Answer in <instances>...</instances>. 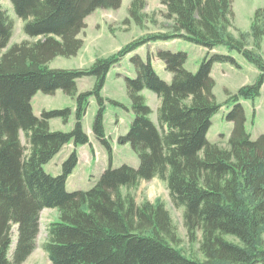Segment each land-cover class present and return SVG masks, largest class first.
I'll return each instance as SVG.
<instances>
[{"label": "trees", "instance_id": "1", "mask_svg": "<svg viewBox=\"0 0 264 264\" xmlns=\"http://www.w3.org/2000/svg\"><path fill=\"white\" fill-rule=\"evenodd\" d=\"M10 1L24 21L25 33L35 40L8 46L14 21L0 2V264H21L33 252L44 208L59 211L45 243L53 264H264V133L252 138L241 101L260 95L264 57L247 44L244 34L229 31L232 0H161L174 19L172 33L130 42L87 68H53L49 62L58 55L77 54L86 17L99 7L117 8L122 0ZM144 6L145 0H132L131 14L137 16ZM253 23L257 47L264 37V7L256 10ZM173 37L210 50L226 45L254 63L260 76L229 93L234 103L227 118L234 126L228 146L223 147L207 137L213 115L222 106L211 70L216 61L239 65L236 58L208 54L193 72L185 66L186 51L161 49L158 56L173 73L168 82L151 59L137 54L133 58L137 76H126L135 118L119 142L131 144L140 164L114 167L101 94L110 67L146 40ZM85 75L95 76L96 84L80 92L78 78ZM144 88L161 98L159 125L151 118ZM57 89L77 99L71 131L50 127L53 117L68 119L69 107L44 109L40 115L34 111L32 99L38 91L53 94ZM92 94L99 102L93 131L107 148L110 165L90 188L69 191L67 179L79 162L78 151H71L59 174L48 172L44 164L70 141L89 142L82 119ZM155 176L167 181L173 203L184 206V223L192 240L201 230L203 258L180 247L177 227L163 201L139 203L131 192L141 180ZM13 225H17L14 247ZM229 234L238 240L229 239Z\"/></svg>", "mask_w": 264, "mask_h": 264}, {"label": "rangeland", "instance_id": "2", "mask_svg": "<svg viewBox=\"0 0 264 264\" xmlns=\"http://www.w3.org/2000/svg\"><path fill=\"white\" fill-rule=\"evenodd\" d=\"M131 1L122 0L117 8L99 7L95 9L86 17V25L79 33L83 44L77 54L71 56L58 55L49 62V65L53 68H87L97 58L109 57L130 42L147 39L155 34L172 33L174 19L168 14L167 6L161 0H145V6L138 12L137 16H133L130 12ZM0 2L14 21V31L8 46L26 39L35 40V37L25 33L24 21L15 13L11 1L0 0ZM232 7L234 17L229 31L235 36H239L241 33L244 34L247 44L254 47L264 57V37L260 46L256 47L253 36L254 14L258 8L264 7V0H232ZM161 49L186 51L188 56L185 66L193 72L198 70L208 54L215 52L230 54L238 61L239 65L216 61L211 70V74L216 81L214 93L217 101L222 106L213 115L211 130L207 137L212 141H219L223 147L228 146V140L234 126L233 121L227 118L234 103L230 99L229 93H236L241 86L256 82L260 76V70L254 63L248 61L240 52L230 50L226 45H219L210 50L203 45L181 37L146 40V42L112 64L101 90V94L105 99L104 128L113 148L111 163L114 167H118L123 163L135 167L140 164V158L131 144L119 142V137L129 131L135 118L126 85V76H137L133 58L139 54L144 60L151 59L159 76L171 82L173 73L166 70L164 60L158 56ZM77 83L80 92L92 90L96 84V77L85 75L78 78ZM142 94L152 108L151 118L158 124V108L161 98L149 88H144ZM241 101L246 114V128L251 133L252 138L256 139L264 133V82L260 95L253 99L242 98ZM32 104L35 113L38 115L44 109L52 110L69 107L71 113L68 119L53 117L50 119V127L52 130L63 131H71L74 128L78 106L76 97L66 94L62 89H57L53 94L38 91L32 99ZM98 109L97 96L92 94L89 97L86 114L82 119L83 128L90 138L89 142L77 145L70 141L63 146L53 159L44 164V168L48 172L56 175L62 171V163L73 149L81 152V162L74 171L72 176L73 185L71 183L67 188L69 191L78 188H90L94 183L91 178H99L102 173L101 170L110 165L107 148L93 131V122ZM22 140L29 147L24 135H22ZM28 152L29 149L26 150V153ZM130 190L139 203L163 201L177 227L180 247L189 255L199 258L204 257L200 250L201 230L198 231L195 240H192V237L188 235L184 223V206H176L173 203L166 180L158 176L150 180L144 179ZM58 219L59 211L56 208H44L41 211L40 230L36 239V247L21 264H53L45 250V243L48 240V227L51 221ZM12 233L15 241L13 243L14 247L17 225H13ZM227 237L231 240H238V237L232 234L227 235Z\"/></svg>", "mask_w": 264, "mask_h": 264}, {"label": "crops", "instance_id": "3", "mask_svg": "<svg viewBox=\"0 0 264 264\" xmlns=\"http://www.w3.org/2000/svg\"><path fill=\"white\" fill-rule=\"evenodd\" d=\"M210 130L211 128L209 129V132H208V135L210 133ZM219 139V138H218ZM78 153H79V163L77 164V166L74 168L73 172L68 176V179H67V188L69 187V184L72 183L73 185V182H72V176L74 174V171L76 170V168L78 167V165L80 164L81 162V152L78 150ZM104 170V168L101 170V172ZM94 177V176H93ZM96 178L94 177L93 179L91 178V181L93 182ZM75 184V183H74Z\"/></svg>", "mask_w": 264, "mask_h": 264}]
</instances>
